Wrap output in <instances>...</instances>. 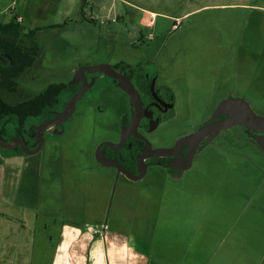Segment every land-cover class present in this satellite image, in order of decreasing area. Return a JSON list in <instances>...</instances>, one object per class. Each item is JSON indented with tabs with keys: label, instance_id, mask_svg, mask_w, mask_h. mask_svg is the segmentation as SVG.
Segmentation results:
<instances>
[{
	"label": "rangeland",
	"instance_id": "rangeland-1",
	"mask_svg": "<svg viewBox=\"0 0 264 264\" xmlns=\"http://www.w3.org/2000/svg\"><path fill=\"white\" fill-rule=\"evenodd\" d=\"M111 1L117 5L113 22L99 18L93 27L77 25L71 19L76 11L82 16L80 1L66 20L70 28L43 32L39 41L48 67L44 75L63 70L70 78L80 64L152 60L159 83L172 89L177 102L174 117L162 121L149 136L156 145L197 129L227 97H243L264 115V0ZM85 11L92 9L87 6ZM37 72L31 68L21 77L19 95L32 92ZM118 95L125 107L127 96L121 90ZM4 97L17 102L18 85ZM124 107L98 116L88 112L70 135L59 137L65 166L49 197L54 215H40L39 225L46 222L56 228L55 220L64 218L98 222L101 228L130 225L139 238L147 233L145 244H152L151 249L166 259L180 253L185 264H257L264 240L260 135L236 125L203 144L180 177L155 168L140 180L117 179L112 171L94 166L92 157L104 135L117 134ZM40 158L44 157L33 159ZM18 161L23 178L17 196L26 205L20 206L23 212L30 214L24 188L33 186V160ZM38 170L48 179V168ZM43 240L39 235L37 251L45 250Z\"/></svg>",
	"mask_w": 264,
	"mask_h": 264
},
{
	"label": "flooded vegetation",
	"instance_id": "flooded-vegetation-1",
	"mask_svg": "<svg viewBox=\"0 0 264 264\" xmlns=\"http://www.w3.org/2000/svg\"><path fill=\"white\" fill-rule=\"evenodd\" d=\"M34 38V35L25 33L21 28L18 43L24 49L20 51L23 59L17 64L14 87L2 93L5 99L4 93L16 90L18 85V101L9 102L5 99L10 104H18V120H11L7 112L0 107V136L13 145L12 148L1 149L3 152L7 155H18V159L23 161L31 158L34 170L50 164L52 173L57 176L59 172H63L65 166L63 155L60 154L63 147L59 137L70 135L74 124L82 120L88 112L98 116L109 108L124 107L123 97L118 95L121 90L128 101L118 118L119 129L117 134H106L96 143L92 157L94 166L112 171L114 178L131 181L144 178L155 168L164 169L171 177H180L191 168L197 153L190 167L181 169L187 165V162L183 161L188 154L187 146L177 155L154 156L153 151L162 147H174L179 138L198 130L214 112L205 118L197 129L184 133L171 143L154 144L149 137L151 132L162 121L174 117L177 102L172 89L159 83V70L152 60L144 59L136 63L120 60L114 63L80 64L73 70L70 78H65L63 70H53L44 75L43 72L48 67L40 55L43 54V48L37 41H32ZM25 60L28 62H24ZM0 63L12 64V60L2 55ZM103 63L110 64L122 78L125 77L132 83L138 92L136 103L130 93L121 87L120 79L89 68ZM31 68H38L33 79L35 82L32 83V92H25V96L19 95L22 92L19 90L22 86L21 77ZM77 95L79 97L71 109V100ZM64 111L66 112L63 113ZM69 111L71 113L67 118L60 116ZM13 138H16L17 142L12 141ZM205 143L204 139L197 149ZM23 145L30 151L37 149L36 153H25ZM150 145L152 148H148ZM47 147L53 150L44 153ZM39 156L44 158L37 159L38 161L33 159ZM126 172L141 177L132 179Z\"/></svg>",
	"mask_w": 264,
	"mask_h": 264
},
{
	"label": "crops",
	"instance_id": "crops-1",
	"mask_svg": "<svg viewBox=\"0 0 264 264\" xmlns=\"http://www.w3.org/2000/svg\"><path fill=\"white\" fill-rule=\"evenodd\" d=\"M80 1L82 16L76 11L77 16L71 19L77 25L93 27L99 18H104V23L113 22L117 5L111 0H0V23L16 20L25 33L36 30L32 41L41 44L43 32L53 34L70 28L66 20ZM87 6L91 13H86ZM44 168L51 172L48 179L39 170H32L33 186L24 188L31 212L24 213L21 207L26 205L17 196L18 181L23 178L18 171V155H7L0 149V264H185L180 253L166 259L165 254L151 249L152 244H145L147 233L139 238L130 225L121 230L101 228L98 222L67 218L55 220L56 228L46 222L39 225L40 215H54L49 197L56 176L50 164ZM39 235L45 239V250H36ZM257 257V264H264V240Z\"/></svg>",
	"mask_w": 264,
	"mask_h": 264
},
{
	"label": "water",
	"instance_id": "water-1",
	"mask_svg": "<svg viewBox=\"0 0 264 264\" xmlns=\"http://www.w3.org/2000/svg\"><path fill=\"white\" fill-rule=\"evenodd\" d=\"M2 55L9 57L8 54L0 52V59ZM89 68L103 71L116 79H120L122 81L120 84L121 87H123L127 92L130 93L132 100L136 103L138 96L136 88H134V86L128 81V79H125V77L122 78L121 75L110 64L103 63L90 66ZM78 97L79 95L72 98L70 103L71 109H73ZM65 112L66 111H64L63 113ZM63 113L60 114V116H64L65 118H67L71 112L69 111L67 114ZM236 125L245 126L248 130L260 135L261 137L258 135L257 136L261 139L264 146V115L257 114L252 109L250 103L243 97H227L218 104L212 117L208 121H206V123L198 130L179 138L174 147H162L155 150L153 149L154 151L152 155H177L181 153L183 147L187 146L188 154L185 157L186 159H183V161L187 162V165L181 167L182 170L187 169L192 164L194 155L202 147L201 145L199 149H197V147L204 139L207 142L211 140L219 131L231 128ZM12 141L17 142L16 138H13ZM23 146L25 149V153L27 154H34L37 151V149L30 151L26 145ZM12 147V144L8 143L0 136V149H9ZM148 148H152L151 145ZM100 162H102V164H106L103 161ZM127 175L132 179H138L141 177L132 176L130 173H127Z\"/></svg>",
	"mask_w": 264,
	"mask_h": 264
},
{
	"label": "trees",
	"instance_id": "trees-1",
	"mask_svg": "<svg viewBox=\"0 0 264 264\" xmlns=\"http://www.w3.org/2000/svg\"><path fill=\"white\" fill-rule=\"evenodd\" d=\"M21 28L22 26L16 20L0 23V52L8 54V58L12 60V64L6 63L3 65L0 63V107L7 112L11 120H18V104H10L7 102L3 98L2 93L6 89H12L14 87L17 64L18 61L23 59L20 51L24 49L18 43ZM35 32L36 30H32L30 34L34 35ZM24 62L28 61L25 60Z\"/></svg>",
	"mask_w": 264,
	"mask_h": 264
},
{
	"label": "built area",
	"instance_id": "built-area-1",
	"mask_svg": "<svg viewBox=\"0 0 264 264\" xmlns=\"http://www.w3.org/2000/svg\"><path fill=\"white\" fill-rule=\"evenodd\" d=\"M21 20V18H18V21H20ZM114 20H116L115 18H114ZM149 23H152V21H150Z\"/></svg>",
	"mask_w": 264,
	"mask_h": 264
}]
</instances>
